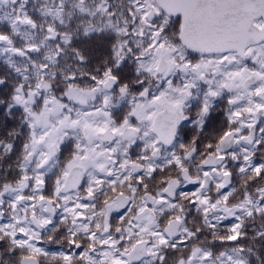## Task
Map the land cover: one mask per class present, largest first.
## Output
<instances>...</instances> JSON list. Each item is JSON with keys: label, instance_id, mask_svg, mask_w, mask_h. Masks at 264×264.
Returning a JSON list of instances; mask_svg holds the SVG:
<instances>
[{"label": "snow or ice", "instance_id": "6c2138e0", "mask_svg": "<svg viewBox=\"0 0 264 264\" xmlns=\"http://www.w3.org/2000/svg\"><path fill=\"white\" fill-rule=\"evenodd\" d=\"M0 65V264H264V0H0Z\"/></svg>", "mask_w": 264, "mask_h": 264}, {"label": "flooded vegetation", "instance_id": "af4514ba", "mask_svg": "<svg viewBox=\"0 0 264 264\" xmlns=\"http://www.w3.org/2000/svg\"><path fill=\"white\" fill-rule=\"evenodd\" d=\"M224 108L225 105L222 104L219 111H216L212 114V119L205 131V136L207 138H211L212 136L216 135L223 126L226 124V116L224 115ZM189 127H192L191 125ZM195 133H189L188 136L185 137V139H190L191 135H194ZM196 185H186L184 187V191H194L196 189ZM124 210H121L119 212H113L112 213V220L115 222L117 218L122 214Z\"/></svg>", "mask_w": 264, "mask_h": 264}, {"label": "trees", "instance_id": "16d2710c", "mask_svg": "<svg viewBox=\"0 0 264 264\" xmlns=\"http://www.w3.org/2000/svg\"><path fill=\"white\" fill-rule=\"evenodd\" d=\"M0 66H2V65H0ZM220 249H217V251H219Z\"/></svg>", "mask_w": 264, "mask_h": 264}]
</instances>
